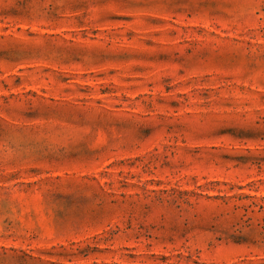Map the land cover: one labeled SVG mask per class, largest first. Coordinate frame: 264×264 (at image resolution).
<instances>
[{"label": "rangeland", "instance_id": "rangeland-1", "mask_svg": "<svg viewBox=\"0 0 264 264\" xmlns=\"http://www.w3.org/2000/svg\"><path fill=\"white\" fill-rule=\"evenodd\" d=\"M0 264H264V0H0Z\"/></svg>", "mask_w": 264, "mask_h": 264}]
</instances>
